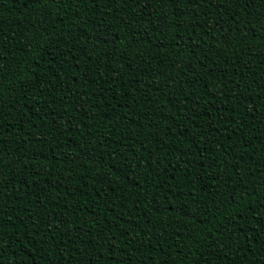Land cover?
Returning a JSON list of instances; mask_svg holds the SVG:
<instances>
[{
    "label": "trees",
    "instance_id": "16d2710c",
    "mask_svg": "<svg viewBox=\"0 0 264 264\" xmlns=\"http://www.w3.org/2000/svg\"><path fill=\"white\" fill-rule=\"evenodd\" d=\"M0 264H264V0H0Z\"/></svg>",
    "mask_w": 264,
    "mask_h": 264
}]
</instances>
